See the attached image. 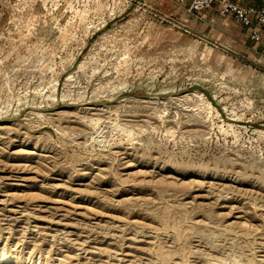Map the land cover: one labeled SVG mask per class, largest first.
<instances>
[{
    "label": "rangeland",
    "instance_id": "obj_1",
    "mask_svg": "<svg viewBox=\"0 0 264 264\" xmlns=\"http://www.w3.org/2000/svg\"><path fill=\"white\" fill-rule=\"evenodd\" d=\"M4 255L264 264V51L176 0H0Z\"/></svg>",
    "mask_w": 264,
    "mask_h": 264
},
{
    "label": "built area",
    "instance_id": "obj_2",
    "mask_svg": "<svg viewBox=\"0 0 264 264\" xmlns=\"http://www.w3.org/2000/svg\"><path fill=\"white\" fill-rule=\"evenodd\" d=\"M178 8L200 23L216 18L238 22L255 48L264 51V0H176ZM168 20L162 19V22Z\"/></svg>",
    "mask_w": 264,
    "mask_h": 264
},
{
    "label": "bare ground",
    "instance_id": "obj_3",
    "mask_svg": "<svg viewBox=\"0 0 264 264\" xmlns=\"http://www.w3.org/2000/svg\"><path fill=\"white\" fill-rule=\"evenodd\" d=\"M191 43V42H190ZM181 46V45H180ZM172 73V72H171ZM152 75V74H151ZM152 83V82H151ZM155 85V84H154ZM169 89V88H168ZM23 97V96H22ZM210 107V106H209ZM96 124V123H95ZM126 135V134H125ZM22 185V184H21ZM20 263V262H19ZM0 264H18L17 261L14 260L11 256H0Z\"/></svg>",
    "mask_w": 264,
    "mask_h": 264
}]
</instances>
